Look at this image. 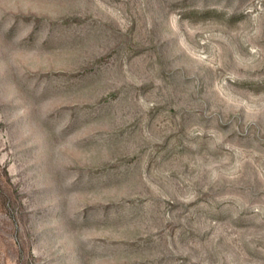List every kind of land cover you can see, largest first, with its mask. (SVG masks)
Instances as JSON below:
<instances>
[{"label": "rangeland", "instance_id": "rangeland-1", "mask_svg": "<svg viewBox=\"0 0 264 264\" xmlns=\"http://www.w3.org/2000/svg\"><path fill=\"white\" fill-rule=\"evenodd\" d=\"M0 264H264V0H0Z\"/></svg>", "mask_w": 264, "mask_h": 264}]
</instances>
